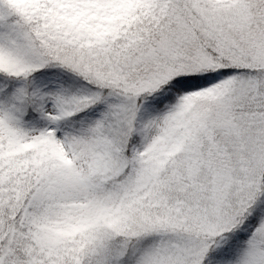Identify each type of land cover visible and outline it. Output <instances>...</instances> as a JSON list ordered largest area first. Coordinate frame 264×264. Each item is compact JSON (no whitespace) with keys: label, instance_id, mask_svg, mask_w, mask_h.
Segmentation results:
<instances>
[{"label":"snow or ice","instance_id":"6c2138e0","mask_svg":"<svg viewBox=\"0 0 264 264\" xmlns=\"http://www.w3.org/2000/svg\"><path fill=\"white\" fill-rule=\"evenodd\" d=\"M0 264H264V0H0Z\"/></svg>","mask_w":264,"mask_h":264}]
</instances>
